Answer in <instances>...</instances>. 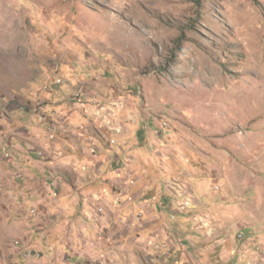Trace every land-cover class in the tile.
<instances>
[{
	"label": "rangeland",
	"instance_id": "374dc122",
	"mask_svg": "<svg viewBox=\"0 0 264 264\" xmlns=\"http://www.w3.org/2000/svg\"><path fill=\"white\" fill-rule=\"evenodd\" d=\"M76 125L91 145L71 171ZM123 131L165 163L163 221L211 222L209 259L264 264V0H0V264H98L106 213L66 193L136 185Z\"/></svg>",
	"mask_w": 264,
	"mask_h": 264
},
{
	"label": "crops",
	"instance_id": "0c3cea01",
	"mask_svg": "<svg viewBox=\"0 0 264 264\" xmlns=\"http://www.w3.org/2000/svg\"><path fill=\"white\" fill-rule=\"evenodd\" d=\"M74 114L76 117L74 122L77 121V124L83 123L84 126H86L85 122H87V118L84 116L85 112L83 114ZM117 123L120 122H116V124ZM74 128L75 136H70L65 139L67 144H69L73 150L77 151L76 158L72 159L74 164L68 165V169L71 171H77L79 168L76 167L75 169V166L79 164L83 165L84 162L88 161L85 158L84 151L86 146L88 147L91 145L87 135V129L82 128L81 130L78 125ZM94 130L97 136H95L94 132H89V135L95 141V146H97V144L102 146L103 143L110 146L107 141L104 140V137L100 135L99 131L96 129ZM120 138L122 140L121 151L126 155V164L129 165V163L135 161V164L132 163L130 165H135L137 170L141 171L140 175H135L134 173L132 177L141 178L137 179L136 182L132 180L136 185L128 186L127 189L112 190L109 189V186L112 187V184L104 183L97 177L98 184L95 185L96 191H94V193H87L89 197V201L87 202H90V199H92L90 196H93V199H95L92 201L94 203L92 205L88 203L85 205L82 200V195L79 192H76V195H74L72 190L66 193L67 201L69 202L67 204L70 205V207L75 206V209H77V203L82 202L86 217L91 218L96 215L99 216L102 211L106 213L101 216V221L97 223L100 230L107 231L105 232L107 236L101 233V235H104L101 237L102 245L94 255L96 259L100 260H98V264H216L219 258L218 261L225 262L220 264H228L231 258L228 260L222 259L226 258L222 256L223 252L220 254L216 252L215 254L217 255L209 259L208 253L210 250H213L211 247H214V244H210L212 241H203L200 239L201 235H199V233L204 235L205 231L203 230L208 229V225L211 226L210 228H213V223L207 222L199 224L200 228L196 229L195 226L198 224L193 225L194 227L192 228H184V224L182 223H178L179 225L176 223L173 226L163 221L165 216L161 210L164 208L165 213L173 210V203L175 202L173 198L179 197L173 189L171 190L174 192L175 196L167 191V184L169 182L160 174L165 168V163L156 155V149L154 150L148 146L137 143L133 133L123 131ZM168 149L174 150L172 147H168ZM164 150L166 149L163 148L162 151L164 152ZM130 153L134 157V159L131 160L132 162L127 157ZM154 165L156 166L155 170H153ZM158 165H161L162 168ZM107 167L108 165L105 163L103 168L100 169V173L104 178L107 177V175H105ZM135 167H133L134 170L136 169ZM163 173H165V170ZM108 174L112 175L113 172L109 171ZM102 191L104 194H102ZM80 198L81 200H79ZM186 201L190 203L189 199H186ZM78 205L80 206V203H78ZM138 214L145 215L143 221L137 216ZM110 215L112 218H110ZM118 215H123V220L119 219ZM110 222H112L111 225L109 224ZM187 229L193 232H188ZM118 232H121V234L119 235ZM166 234L170 236L168 237ZM112 236H119V238L111 241ZM106 237H109V239H106ZM120 237L122 240H119ZM166 238H169L170 241L167 242ZM180 241H186L187 243L183 244ZM138 242L141 243L137 244ZM172 243L178 245L177 249L171 247ZM136 245L142 246V248L145 249V256H142L143 253L140 255L137 254L134 248ZM120 247L127 248L128 251L124 250V255L121 251L116 252L115 249L118 248L120 250ZM109 248L114 249L117 254H111ZM102 252H104V254H99ZM157 253L160 256H157ZM214 257L217 259L214 260ZM240 260L241 258L239 257L234 264H241Z\"/></svg>",
	"mask_w": 264,
	"mask_h": 264
},
{
	"label": "built area",
	"instance_id": "2783aa9c",
	"mask_svg": "<svg viewBox=\"0 0 264 264\" xmlns=\"http://www.w3.org/2000/svg\"><path fill=\"white\" fill-rule=\"evenodd\" d=\"M77 264H82V263H77Z\"/></svg>",
	"mask_w": 264,
	"mask_h": 264
}]
</instances>
